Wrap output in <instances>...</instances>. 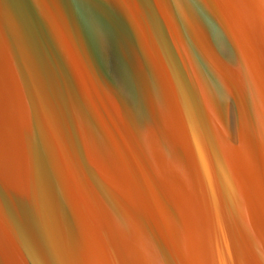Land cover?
I'll list each match as a JSON object with an SVG mask.
<instances>
[{
	"label": "water",
	"instance_id": "water-1",
	"mask_svg": "<svg viewBox=\"0 0 264 264\" xmlns=\"http://www.w3.org/2000/svg\"><path fill=\"white\" fill-rule=\"evenodd\" d=\"M0 264H264V0H0Z\"/></svg>",
	"mask_w": 264,
	"mask_h": 264
}]
</instances>
